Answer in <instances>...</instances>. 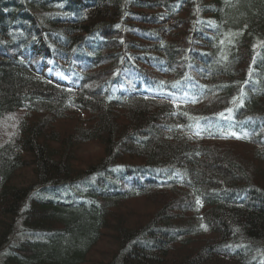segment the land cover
I'll use <instances>...</instances> for the list:
<instances>
[{
    "label": "trees",
    "instance_id": "trees-1",
    "mask_svg": "<svg viewBox=\"0 0 264 264\" xmlns=\"http://www.w3.org/2000/svg\"><path fill=\"white\" fill-rule=\"evenodd\" d=\"M90 1L99 7L89 13L91 20L83 31L90 37L107 36V31L123 37V46L108 55L112 65L101 72H111L130 55L129 61L136 63L141 58L168 60L171 66L178 65V77L185 67L175 61L174 54L190 49L188 58L210 66L203 73L215 75L212 67L217 64L224 76L214 86L204 87L196 77L194 82L182 78L186 80L183 87L175 84L179 93L194 98V112L139 97L119 117L114 111L125 104H109L103 97L89 100L82 94L76 99L71 94L68 97L66 91L55 90L52 82L48 85L24 68L40 57L32 40L44 26L56 27L66 40L70 34L78 36L62 16L70 17L72 9L81 16L76 5L86 0H0V121L17 110L35 115L30 121L19 119L15 132L0 140V264H261L264 186L252 177L250 165L243 166L204 145L203 141L220 137L228 141L225 134L215 139V134L197 133L189 126L201 132L209 122L217 123L225 110L238 105L264 119V0ZM98 13L110 22L96 20ZM158 17L164 25L152 22ZM144 33H149L148 40L138 36ZM90 37L85 41L91 45ZM60 52L56 50L57 56ZM55 72L61 76L59 67ZM63 103L82 108L85 121L59 142L60 151H56L45 143L50 131L43 122L58 115ZM171 112L181 117L159 124ZM202 116L209 120L207 124ZM51 139L57 142L56 137ZM84 141L99 143L102 153L81 168L75 167L72 148ZM257 156H264V150ZM151 162L182 166L184 186L171 192L194 212L189 222L174 220L170 202L167 212L158 213L167 201L163 198L167 190H148V176H161V167L150 166ZM24 169L30 173L19 179ZM146 173L144 190H140L136 180ZM118 178H124L127 193L122 192ZM232 186H240L250 202L239 204L236 198L224 197L235 195ZM202 190L210 196H202ZM135 197L159 199V210L150 213L151 217L146 214L138 224L127 225L122 214L112 211ZM159 214V218L164 215L155 221ZM106 232L115 252L103 261L91 259L89 253ZM204 237L209 240L203 241ZM189 239L200 242L188 243ZM227 242L237 244L236 255L226 248ZM170 248L173 255L168 254Z\"/></svg>",
    "mask_w": 264,
    "mask_h": 264
},
{
    "label": "bare ground",
    "instance_id": "bare-ground-1",
    "mask_svg": "<svg viewBox=\"0 0 264 264\" xmlns=\"http://www.w3.org/2000/svg\"><path fill=\"white\" fill-rule=\"evenodd\" d=\"M82 4L79 3V5H76L79 7L82 16H80L79 14L75 15V13L78 11L76 9L75 11H73V9L71 10V13L69 14L71 18L68 17L67 19H65L64 16H62L63 14L60 15L63 18L62 20L64 24H70L74 28H76V33L78 36H71L70 34L68 36V40L63 37H61V39H56L51 36L52 34H54V31L48 32L46 31L48 29L45 28V26L44 30L39 27L38 29H41L43 31L41 32V35L36 36V38L32 40V43L34 44V47H36L35 49L38 50L37 53L40 54V57L36 61L31 60L30 62H28L27 60L28 64L24 66L29 74H33V76L39 78L40 81L44 80V82H46V84L48 85L49 82H52L55 90H59V92L62 91V93L66 91L67 93H64L66 96L70 97L69 94H71L73 95V98L76 99L78 95L82 94L87 96L86 98H88L89 100L95 97H103L108 101L109 104H116L118 106V103H121L122 105L125 104L124 107L129 106L130 103H135L133 101L136 98L140 97L142 99L148 100V103H150L151 101L157 103L167 102L169 104H163L167 105L169 108H173L174 110L175 106L179 107L178 105H181L180 108L183 107L186 111L194 112V110L197 108V106L194 105V98L185 95V93L183 92L179 93L177 91L176 85H178L179 87H183L186 84V80H181L182 78L189 79L191 82H194V78L196 77V79L200 83H202L204 87L210 85L214 86L216 84L213 82L218 81V79L221 80L220 77L224 76V72H222L220 68L217 67V64H214L212 67L215 75L203 73L204 70L209 71L210 66L207 63L205 64V62H203L201 59L199 61H196L193 58H188V52L190 51V49L186 50L184 53L176 52L174 54L175 61L183 62L185 67L184 69H181L180 76L178 77V71H171V67L173 65L171 66L168 60L162 58L161 60L149 59L147 61V58H145V60L144 58H141L137 61V64L135 61L130 62L131 59H128L130 55H128V57L127 55L126 57H123V60L120 61L123 63L121 66H117V69H110L111 72H101L103 69L107 68V66L112 65L110 63V56L108 55H113L115 53L113 49H116V47H119L120 45L123 46V37L117 35L116 32L110 33L109 31L106 32V35L108 34L107 36L104 35V37L101 38L98 35H94L91 37L88 36V33L83 31L85 30L84 25L86 24V22H89L91 20V17H89V13L91 14L92 11L99 6L96 2H92L90 0H86V3ZM96 17H98L96 19L98 20L104 18V15L103 13H98ZM162 21H164V19H162V17H158L157 19H155V21L152 22L157 25H164ZM166 24H168V22ZM143 36L145 39H148L150 37L149 33H144ZM89 37L92 42L91 45L88 41H85V39ZM45 41L50 43L54 42L59 46L54 49L46 48L42 50L41 48L44 47L42 42ZM58 49H61V52L58 53L59 56H57L56 54V50ZM65 50H67V54H65ZM129 52L131 54V51ZM83 55H87V57L84 58ZM135 55H137V53ZM81 57L84 58V60L80 63L79 60ZM102 57L103 59H108V62H101ZM93 58L95 60H93ZM191 61H193L194 64H191ZM90 62L92 64H90ZM56 67L60 68V77L55 72ZM23 71L25 70L23 69ZM173 78L175 81L173 80ZM242 103L245 104L244 102ZM158 105L156 106V109L160 107ZM62 106V109L58 111V115L52 116L51 119L55 120L56 117L64 118V114L67 111L69 113H71L72 111L76 112L78 110V112L82 111V108L76 106H70L68 108L69 104L64 106L63 103ZM147 106H149L154 111L150 104H148ZM229 109L231 111H229ZM229 109L225 110L226 112H224L223 115L216 119V121H218L217 123L209 122L206 116H202V122H204L205 124L209 122L208 125H206L208 126V129L201 128V132H199V127H189L197 133H211V137H213L215 134V139L225 134L228 138V141H240L244 144L254 143L255 141H257L258 145L264 146V119H260L258 116L256 117L252 112L246 110V108H244V105H238L237 107L235 106L232 109ZM200 110L203 111V109H199L198 111ZM41 115L43 116V114ZM33 116L35 117V115ZM42 116H37V118L39 119V117L41 118ZM175 117L180 118L181 115L176 114L175 112H171V114L161 117L162 120L159 122V124H170ZM47 123L50 125L53 123V121L48 120L46 122L45 120V122H43V125L49 126ZM201 126L202 124L200 125V127ZM190 128H188V130ZM230 131H234L239 135H246V138H231L230 135H227ZM189 133L194 134L192 130H189ZM53 137L54 135L52 134L51 137L50 135L47 137L49 143H52V141L55 142L51 139ZM218 140L223 141L221 137ZM133 157L134 156H131L130 158L132 159ZM260 159L263 160L264 164V156H260ZM124 162L130 163L129 161ZM152 164L161 167V176H148L147 173L143 175L140 174V177H138V179L136 180L137 188H139L140 190H144L143 181L146 176H148L147 182L148 190H150V192L154 191L158 193V191H160V188L163 190L165 189L172 191L176 188L184 186V184H182L184 183L182 179L184 171L179 170L180 168H182L180 164L160 165L156 162L149 163L150 166H153ZM118 172L121 171H116L115 173L120 176L122 173L119 174ZM122 172L124 173L123 170ZM126 172L128 171L125 170V173ZM118 179L120 180V182H122V192L127 193L128 186L124 183V178ZM260 184L264 186V184ZM42 186L43 185L39 186L40 189L42 188ZM232 187H235V195L232 193H227L224 197L231 200L236 198V201H238L239 204H241V201L246 200H249L248 202H250L249 197L243 196L246 194L243 193L242 188H239L240 186ZM210 194L211 193H208L205 190H202L201 192V195L204 197H209ZM212 194H214V192H212ZM137 199L138 198L135 197L126 201L128 203ZM193 201L191 200V202ZM116 209L118 211L117 215H121L123 211H125V207L117 206ZM185 209H187V212H190L188 218L191 219L194 216V212H192L190 208ZM124 223H126V220L124 221ZM127 225L130 224L127 223ZM204 239L209 240L207 237H204L203 241ZM106 241L107 239L102 236V238L96 243V246L93 247V251L89 253V255L91 254V259L103 261L104 259L109 257V253L115 252L113 245H110L112 247H108L105 245ZM225 246L226 248H231V250L233 249L235 255L237 254L236 252L239 251V248L235 243L227 242ZM259 253H261L262 255L264 252L260 250ZM168 254L173 255L172 248L168 250Z\"/></svg>",
    "mask_w": 264,
    "mask_h": 264
},
{
    "label": "rangeland",
    "instance_id": "rangeland-1",
    "mask_svg": "<svg viewBox=\"0 0 264 264\" xmlns=\"http://www.w3.org/2000/svg\"><path fill=\"white\" fill-rule=\"evenodd\" d=\"M60 7H61V5H60ZM81 16H82V14H81ZM92 17L94 18V15H92ZM106 20H108L110 22V20L108 18L107 19L103 18V24L105 22H107ZM146 20L148 21V19H146ZM146 26H148L147 23H146ZM45 28L48 29V30H46L48 32L54 31V34H52L51 36H53L56 39H61V36H59V33L55 32L56 27H53V26L50 27L47 25V26H45ZM210 34H212V33H210ZM134 36H136V35L134 34ZM138 36L144 38V36L142 34L141 35L138 34ZM151 40H156V39L152 38ZM42 43L44 46L42 49H46V48L47 49H54L57 46H59V45L55 44L54 42L50 43V42L45 41ZM158 43H159V41H158ZM241 58H243V57H241ZM241 58H240V62L243 63V60H241ZM101 62L106 63V62H108V59H103V57H102ZM102 67H104V66H102ZM180 67H181V65H180ZM235 68H237V67H235ZM177 69H179V67L176 64L171 67V71H176ZM234 73H236V71ZM234 73H231V75L234 76ZM218 97L219 96H217L216 98H218ZM216 98L214 97L213 101ZM92 107L97 108V106H95V105H92ZM128 107L129 106L122 108V109H118L114 112L117 115L126 114L127 112L125 111V109ZM126 110H129V109H126ZM32 116H33V112H24V110H17V111H14V112L6 115L0 121V140L1 139L6 140L5 138L10 135V132H11V134H13L15 132L17 123L19 122V119L22 118V119L29 120ZM37 116H39V115H37ZM119 117H122V115ZM49 120L50 121L52 120L53 123L46 127V129H47L46 131L53 132L52 135H54V137H56L57 142L52 141V143H49V141H47V139H48L47 137L50 134V132H49V133H47L45 143H46V145H49L52 149H55L56 151H60L59 142L62 139L66 138L67 135L70 136L72 131L77 128V126H76L77 124L80 125L81 123H83L85 121L84 120V114H82L78 111H76V112L72 111L71 113H69L67 111L64 114V118H57L56 117L55 120H53L51 118ZM87 120H89V119H86V121ZM50 137H51V135H50ZM231 137H233V136H231ZM44 139H45V136H44ZM42 140H43V138H42ZM203 142L205 143L204 145L206 147L212 148L213 150H215L218 153L223 152V154H225L226 157L230 158L231 160H234V161L241 163L243 166H247V165L249 166L250 165L249 169L252 172L251 173L252 177L257 179L260 183L264 184V179L263 180L261 179L264 177V164H263V160H261L260 157L257 156L258 152L260 153L261 150H264V148H262L264 146L258 145L257 141H255L254 143H248V144L247 143L244 144L240 141L234 142V141H222V140L203 141ZM100 151H102V149H101L99 143H97L95 141H88V142L84 141V142L78 143L77 145H75L72 148V157L74 158V163L77 164V165H75V167L81 168L84 164L86 165V163H89V162L95 160L96 157L97 158L99 157V154L101 155L102 152H100ZM126 160H130V159L126 158ZM132 161H134V160H132ZM28 173H30L28 169L22 170V172L18 174L19 179H23L25 176H28ZM165 192L166 193H165V196L163 198H165L167 201L164 202V205H162V207L158 213H165V209L168 205V202H170V204L173 205L175 208V211L172 212L173 217H176V218H174V220L177 221V223H179V224L180 223L183 224L182 223L183 221L189 222L191 220L190 218H188V216L190 215V212H187V209H185V207H184L185 206L184 199L180 198L179 196H176L177 193H172L170 190H167ZM176 197H178L179 199ZM157 202H159V199H157L155 197H154V199L153 198H149V199H143V198L139 199L138 198L137 200H134V201H131L128 203L126 202V203H124L126 209H125V211H123L121 216H123L124 219H127L126 223L138 224L145 219L144 216L146 214H150V213H153L156 211V209L159 207ZM113 210L114 211H112V212L117 215V213H118L117 209L116 210L113 209ZM157 210H159V209H157ZM167 211L168 210L166 209V212ZM151 215L152 214H150V217H151ZM163 215L164 214H162L161 217L159 218V216H160V214H159L154 220L156 221L158 219H161L163 217ZM104 237L107 239V241L105 242L106 246H108V247H112L110 245H113V247L115 246L112 243L113 240H112V237H110L109 232H106V235H104ZM108 237H109V239H108ZM201 239H203V238H201ZM192 240L193 239H189L188 243L200 242L199 241L200 239L199 240H193V241ZM258 262L263 264L264 256L261 257Z\"/></svg>",
    "mask_w": 264,
    "mask_h": 264
},
{
    "label": "snow or ice",
    "instance_id": "snow-or-ice-1",
    "mask_svg": "<svg viewBox=\"0 0 264 264\" xmlns=\"http://www.w3.org/2000/svg\"><path fill=\"white\" fill-rule=\"evenodd\" d=\"M161 83H164V82H161ZM174 86H175V85H174ZM229 111H231V110H229ZM221 115H223V114H221ZM228 135L233 136V137H235V138H237V139H243V138H246V135H239V134H237V133L234 132V131H230V132L228 133ZM198 202H199V201H198ZM201 227H204V226L202 225Z\"/></svg>",
    "mask_w": 264,
    "mask_h": 264
}]
</instances>
